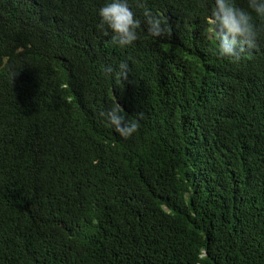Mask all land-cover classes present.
<instances>
[{
	"label": "trees",
	"instance_id": "16d2710c",
	"mask_svg": "<svg viewBox=\"0 0 264 264\" xmlns=\"http://www.w3.org/2000/svg\"><path fill=\"white\" fill-rule=\"evenodd\" d=\"M107 2L0 0V264H264V20L237 63L214 0H128L172 33L125 48ZM115 99L145 115L128 139Z\"/></svg>",
	"mask_w": 264,
	"mask_h": 264
},
{
	"label": "clouds",
	"instance_id": "9594fccd",
	"mask_svg": "<svg viewBox=\"0 0 264 264\" xmlns=\"http://www.w3.org/2000/svg\"><path fill=\"white\" fill-rule=\"evenodd\" d=\"M137 7L143 9V21L131 10L128 0H109L99 9L101 26L106 25L111 30L113 43L121 48L132 45L138 40V30L142 26H146L147 33L154 38L171 35L172 28L165 15L153 13L142 2ZM254 17L264 20V0H247V8L238 6L236 0H214V7L207 17L209 31L206 33L214 41V54L238 63L257 48L260 30ZM104 71L122 83L128 79L132 69L127 61H121L115 68L111 64L106 65ZM100 116L120 137L128 139L139 130L145 115L141 112L129 116L115 99Z\"/></svg>",
	"mask_w": 264,
	"mask_h": 264
},
{
	"label": "water",
	"instance_id": "95a60500",
	"mask_svg": "<svg viewBox=\"0 0 264 264\" xmlns=\"http://www.w3.org/2000/svg\"><path fill=\"white\" fill-rule=\"evenodd\" d=\"M1 64H2V57L0 56V66H1Z\"/></svg>",
	"mask_w": 264,
	"mask_h": 264
}]
</instances>
